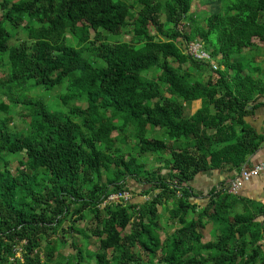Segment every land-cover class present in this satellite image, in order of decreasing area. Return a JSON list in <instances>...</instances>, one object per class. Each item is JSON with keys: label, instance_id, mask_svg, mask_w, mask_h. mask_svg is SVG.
I'll use <instances>...</instances> for the list:
<instances>
[{"label": "trees", "instance_id": "trees-1", "mask_svg": "<svg viewBox=\"0 0 264 264\" xmlns=\"http://www.w3.org/2000/svg\"><path fill=\"white\" fill-rule=\"evenodd\" d=\"M220 1L199 20L194 0H0V264H264L232 194L200 206L190 185L264 140L244 120L264 82L236 59L255 38L264 50V0ZM197 40L212 60L189 54ZM41 87L61 108L28 95ZM157 127L176 144L148 137ZM210 222L220 233L204 241Z\"/></svg>", "mask_w": 264, "mask_h": 264}, {"label": "crops", "instance_id": "crops-1", "mask_svg": "<svg viewBox=\"0 0 264 264\" xmlns=\"http://www.w3.org/2000/svg\"><path fill=\"white\" fill-rule=\"evenodd\" d=\"M254 41L258 44L257 47L245 48L236 59H240L244 64L247 74L250 73L254 79H261L264 82V50L259 42V38H255ZM212 64L214 68H218L219 66L217 60H213ZM216 76H218L217 71L213 72L214 79ZM201 106V99H196L189 103L186 102L185 112L188 115L194 114ZM248 109L249 112L244 117L245 123L264 136V94L252 102ZM237 129V136L241 135L244 130L243 127L237 126ZM210 132L215 133L216 130H211ZM224 142H218L216 147L222 145ZM229 143H234V141ZM229 143H224L221 147ZM261 163H264V140L253 153L246 157L245 163L239 167L222 165L199 172L190 182L196 202L200 206L207 205L210 200L209 194L214 188L216 189L218 185L237 178L243 166L252 168ZM230 194H232L231 200L234 204V207L231 209L232 214H245L254 223L258 224L262 232L260 243L264 247V170L245 181L237 193ZM219 233L220 227L218 225L212 231L211 229L206 230L204 241L213 240L216 234Z\"/></svg>", "mask_w": 264, "mask_h": 264}, {"label": "rangeland", "instance_id": "rangeland-1", "mask_svg": "<svg viewBox=\"0 0 264 264\" xmlns=\"http://www.w3.org/2000/svg\"><path fill=\"white\" fill-rule=\"evenodd\" d=\"M221 8V1L220 0H194V2H193V5H192V8H191V13L197 18V19H199V20H202V18L205 16V15H207V14H209V13H211V12H215V11H218L219 9ZM122 32V35L120 36V37H115L114 36V38H112L111 39V41H116L117 39H121V40H126V41H129L130 39H131V32H130V29L129 28H126V29H123V31H121ZM70 36V35H69ZM212 62V61H211ZM204 73H206L207 75L209 74L208 72H204ZM2 75H5V71L4 70H2L1 69V76ZM209 76V75H208ZM211 76H213V73H212V75ZM42 91H43V89H42V87L41 88H38V89H33V90H31L30 92H28V95L29 96H31L32 98H34V99H40L41 98V96H42ZM51 90H44L43 91V95L45 96V97H49V96H53L54 94H51ZM27 95V94H26ZM54 97V98H53ZM53 97H51L50 98V100L48 99V101L49 102H51L52 104H53V106L55 107V109H59V108H61L60 107V104L59 103H57L58 101H57V98H55V96H53ZM56 102V103H55ZM14 114H15V120L14 121H12V123H11V126L12 127H14V130H20V129H22V128H24L25 127V123L24 122H22V119H21V116L20 115H18V113H16V111L14 112ZM147 136L148 137H156V138H161V139H164V140H166L167 141V143H169V144H172V145H174V144H176L173 140H171V139H169L167 136H166V130L164 129V128H161V127H157L156 129H149L148 130V132H147ZM160 155H162V154H160ZM163 156H166L165 154H163ZM8 157H13V155H8ZM148 158H150L151 160L150 161H152V162H150V164H151V166L152 165H155L156 167L157 166H163L164 165V163L162 162V161H155V157L153 156V155H148V154H146L144 157H143V159H148ZM14 168L16 167V164H13L12 165ZM131 185V184H130ZM136 183L134 184H132V187L133 188H136ZM126 192V194H127V198H128V200L129 201H131L132 199H131V197L132 198H135L137 195H136V193H128L127 191H125ZM115 195V196H114ZM151 195H153V193H151ZM149 197V196H148ZM113 198H117V195L116 194H113ZM144 198H147V197H144ZM136 199V198H135ZM72 206V208H77L78 207V204H71ZM159 209H160V212H161V216L163 217V219H162V222L164 223L165 222V220H166V218H167V216H168V212L165 210V209H163L161 206L159 207ZM74 216H76V214H73L72 215V218L74 217ZM77 216H78V214H77ZM76 216V217H77ZM75 217V218H76ZM90 216L89 215H87V218L86 219H83V220H78V221H76V224L77 225H79L80 227H88V224H89V220H90V218H89ZM69 220H70V218H68ZM216 227V225H215V223H212V222H210L208 225H207V228H206V230L208 231V229H211V231H212V229H214ZM169 228H171V227H169ZM174 228H175V226H173L170 230H169V233H171L173 230H174ZM160 233H161V238L162 239H165V237H166V231H160ZM215 239V238H214ZM89 248L90 249H94L95 248V245H90L89 246ZM70 252V250H66L65 251V254L67 255L68 253ZM20 254V253H19ZM161 255V253H159V255H158V257ZM156 261V260H155ZM156 263V262H155Z\"/></svg>", "mask_w": 264, "mask_h": 264}, {"label": "built area", "instance_id": "built-area-1", "mask_svg": "<svg viewBox=\"0 0 264 264\" xmlns=\"http://www.w3.org/2000/svg\"><path fill=\"white\" fill-rule=\"evenodd\" d=\"M189 54L193 55L197 59H211L210 54L203 48V45L200 41L190 42L188 45ZM212 60V59H211ZM264 170V163L256 165L252 168L243 166L240 175L233 179L232 181L225 182L217 186L216 191H225L228 193H237L242 187L245 181L249 180L251 177L258 175ZM117 198H113V195L110 196L111 199H119L121 195L116 194ZM125 197L126 193L123 194ZM115 196V195H114ZM127 198V197H126Z\"/></svg>", "mask_w": 264, "mask_h": 264}]
</instances>
